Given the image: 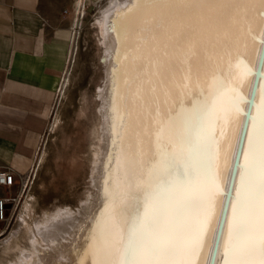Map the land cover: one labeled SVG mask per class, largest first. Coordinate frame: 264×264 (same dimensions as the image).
<instances>
[{
  "label": "rangeland",
  "instance_id": "374dc122",
  "mask_svg": "<svg viewBox=\"0 0 264 264\" xmlns=\"http://www.w3.org/2000/svg\"><path fill=\"white\" fill-rule=\"evenodd\" d=\"M50 1L52 5L60 3L61 13L64 9L68 11L65 18L67 33L71 31L74 35V47L76 49L74 48L73 55L68 62L67 73L64 71V75L61 76V79L64 77L65 79L63 82L60 79L55 93L53 111L35 150L32 167L27 174L22 175L24 181L28 176L26 182L23 187L17 185L5 191L9 200L5 220L0 222V239L8 235L9 231L17 228L19 223L17 214L22 207L24 198L26 199L27 194H31L35 215L33 218H40L43 211L54 212L56 210L62 212L70 210L72 214L76 215V219L64 224L66 226L62 225L55 232L56 235H53L60 237L59 239H67L68 245L62 250L66 255L65 258L59 254L60 251H57L54 255L42 259L37 264H58V259L63 260V264H104L106 260L113 259L119 249L124 232L121 221L126 220L128 212L134 209L136 203L134 195L140 196L145 191L149 163L158 159L159 152L152 151L156 144L155 140L152 139L148 148L152 151V153L149 152L151 155L148 154L151 161H147L146 171L141 173V177L137 173L139 164L133 163L136 155L133 146H137L141 133L140 115L136 122V133L130 134L131 137L128 138V142H126L124 135L120 134L119 136L117 134L116 138L118 139L115 140V146L110 149L109 156H106L107 159L103 162L102 167L104 168H101L97 174L94 172L95 164L92 163L90 156L93 149L92 141L94 140L91 139L93 138L91 134L93 133V126L97 123L99 100L96 92L105 79V65L102 60L104 55L103 44L99 40L94 19L99 12V7L106 0H85V5L80 8H76L75 0ZM150 1L152 3L149 4L151 8L148 6L149 9L144 11V15L135 14L129 24L130 31L127 35L130 39L126 37L125 47L130 46L132 74L136 75L141 69L146 70L150 67V64L145 65V58L151 56L152 51L150 55L146 53L147 56L144 54L142 58L139 53H136V48L142 39L140 35L142 36L143 31L146 30L148 31V41L150 42L152 38V41L159 45V52L155 53L156 50L153 48L156 56L154 61L157 64L154 62L152 70L155 65L160 67L164 96L169 102L177 103L174 111L189 109L198 98L210 97L213 91L212 85L217 77L223 79L227 85L235 90L234 94L237 95L243 77L241 66L245 65L250 38L252 37L253 21L250 20L249 13L252 11L256 0H238L239 5L237 7L233 3H231L233 6L227 5L223 0ZM211 10L213 11L211 12ZM195 12L197 13L196 16ZM171 13L180 18L178 22L180 21L179 24L185 29L183 34H186V30L197 26L207 27V35L201 34V36L199 35L200 38L198 37L207 47V74L213 68L218 69V75H215V79H207V84H210L208 96L207 84H204V89L200 95L195 96L197 89L195 77H200L199 75L204 70L200 69V72L196 70L193 51L177 53L172 49V42L176 40L173 29L177 22L175 21L176 17L173 18L174 15ZM185 18L188 20L187 22L182 21ZM71 23H73L72 27ZM189 36L192 37V35ZM69 39L70 50L72 37ZM168 42L171 43V46L167 44ZM263 62L259 72H257V85L261 75H263ZM66 65L65 67H67ZM143 87V82L142 85L140 83L131 84L129 111H132V116L140 111L138 105L140 101H143ZM233 114L234 110L227 114L226 119L219 118L216 120L215 142L209 150L212 155H210L211 164L216 174L218 189ZM95 119L96 122H94ZM186 125L179 127L178 134L180 137L188 135L189 125ZM143 134L142 131L141 136ZM170 151H173V148ZM38 163L39 166L37 167ZM106 165L108 166L106 167ZM35 170H37L36 175ZM98 174H101L100 177ZM93 176L98 177L99 185H93ZM218 191L214 193L212 198V206L215 205L214 207H216L214 203L215 201L217 203ZM92 194L93 197L91 198ZM11 197L13 199H10ZM212 208L201 238V251L215 211L214 208L212 211ZM21 243L25 244L24 241Z\"/></svg>",
  "mask_w": 264,
  "mask_h": 264
},
{
  "label": "bare ground",
  "instance_id": "6f19581e",
  "mask_svg": "<svg viewBox=\"0 0 264 264\" xmlns=\"http://www.w3.org/2000/svg\"><path fill=\"white\" fill-rule=\"evenodd\" d=\"M239 1L223 0L227 5L230 6V4L233 3L236 7L239 5ZM84 2L85 0H75L74 4L76 8H80L82 5H85ZM149 4H152L150 0H106L104 4L99 7V12L94 19L99 40L103 44L104 55L102 60L105 65V79L96 92L99 102L97 101V123H95L94 126L92 125L93 133L91 135L93 138L91 139H94L92 141L93 149L91 154L88 153L91 156L92 163L94 162L95 164L93 169L96 174L101 171V168H104L102 167L103 162L106 161V156H109L111 152L110 149L115 146L116 139H118L116 135H124L126 142H128V138L131 137L130 134L133 135L132 132H134V134L136 133V122L139 120L140 115V129L141 133L143 131L144 136L142 135V137L139 131L140 138L138 139L137 146H133L134 153L136 152L133 163L139 164L137 173L140 176L142 172L146 171L147 161H151V154L149 152L152 153V151H155V153H158L161 144L166 145L169 151L172 148L174 152L179 153L181 151L180 136L176 128H174L171 133L166 134L163 141H158L157 139V134L160 132L161 127H166L169 119L175 117L177 113L180 112L179 110L174 111L177 103L173 101L169 102L167 97L164 96L160 67L155 65L152 70V66L154 62H156L154 61L156 56L153 48H155V53H157L159 52V45L152 41V38L149 42L148 31H143L142 36L140 35L142 39H140V43L136 48V53H139V56L142 58L144 54L146 56V53L150 55L152 51L151 56L147 59L145 58V65L150 64V67H148V69L145 67L146 70L141 69L136 75L132 74V69L130 67V46L125 47L126 37L130 39L127 35L130 31V22L135 14L139 16L142 14L144 15V11L148 8ZM253 5L252 11L249 13V18L253 21V26L251 28L252 37L250 38L249 52L244 65L247 68V72H243L240 89L237 93V106L234 109V114L232 115L231 124L229 126L223 171H221L222 174L221 177H219L220 183H218L219 191L217 192V203L216 201L214 203L216 207H214L215 205L212 206L215 211L211 223L209 224L210 226L208 227L209 231L208 235L205 237L203 250L199 257V264H212L213 259H215V264H221L224 241L228 237L229 223L232 220V205L236 202V189L240 185V173L244 171L245 155L248 150V137L252 134V118L257 114L259 107L264 105V5H262L259 0H256ZM212 11L213 10H211V12ZM171 14L174 15V13ZM196 15L197 13L195 12V16ZM175 17L174 15L173 18ZM179 19V17L175 18L177 24L173 32L176 35V40L172 42V49L177 51V53L180 51L190 52L189 50H192L196 70L198 72L201 71L200 69H202V71L204 70L203 73L199 75L200 77H195L197 80L195 85L197 88L195 96L198 97L202 89H204V84H207V79H215V75H218V69L215 70L216 68H213L207 74V47H205V43L198 39L201 34L207 35V27L197 26L191 29H189V27V30H186V34H183L185 29L179 24ZM182 21L187 22L188 20L185 18ZM72 26L73 23H71V27ZM188 34L192 35V37ZM66 35L69 38L72 37L67 67H65L64 70L67 73L69 69L68 62L73 55L75 41L71 31L66 33ZM167 44L171 46L170 42ZM262 62L263 75H261L257 85V72H259ZM182 72L184 73V71ZM64 79H61L62 82ZM217 79L218 77L216 80ZM141 81L144 84L143 101H140L138 105V110L140 111L132 116V111H129V106H131V84L140 83L142 85ZM209 91L210 84H207V96ZM254 95L255 97H253ZM198 100L202 99L198 98ZM251 105H253L252 108ZM94 122H96V119ZM188 125L189 124L186 126ZM188 135H191V137L195 139L198 135V130L189 125ZM152 139L155 140L156 144L151 151L148 148L150 147ZM125 145L126 144H124V146ZM148 154L150 155L148 156ZM140 164H142V166H140ZM183 165L184 159L182 157L178 158L176 162L177 169L183 168ZM38 166L39 163L37 167ZM107 166L108 165H106V167ZM36 173L37 170H35V175ZM101 174H98V176L100 177ZM98 180V177H92L94 186L99 185ZM100 180L102 179L100 178ZM93 194L90 196L91 198ZM32 202V195L27 194L17 214V219L19 220L17 228L9 231L8 235L0 239V264H37L42 259L54 255L57 251H60L59 254L63 255V258H65L66 255L62 250L68 245L66 242L67 239H65V237V240L61 238L62 241L59 239L60 237H54L53 235H56L55 232L59 230L62 225L76 219V215L72 214L70 210H65L63 212L56 210L54 212L43 211L40 218H33L35 215ZM83 204L81 205L83 206ZM23 241L25 244L21 243ZM58 264H63V260L58 259Z\"/></svg>",
  "mask_w": 264,
  "mask_h": 264
},
{
  "label": "snow or ice",
  "instance_id": "6c2138e0",
  "mask_svg": "<svg viewBox=\"0 0 264 264\" xmlns=\"http://www.w3.org/2000/svg\"><path fill=\"white\" fill-rule=\"evenodd\" d=\"M259 2L264 5V0ZM241 71L246 73L247 68L241 66ZM212 88L210 97L182 109L157 134L160 141L184 124L198 130L195 139L180 137L179 153L161 144L158 159L149 163L145 191L134 195V209L121 221L119 249L104 264H199L201 238L219 190L209 149L215 142L216 120L226 119L238 100L223 79ZM252 119L221 264H264V105ZM181 157L184 165L177 169Z\"/></svg>",
  "mask_w": 264,
  "mask_h": 264
},
{
  "label": "crops",
  "instance_id": "0c3cea01",
  "mask_svg": "<svg viewBox=\"0 0 264 264\" xmlns=\"http://www.w3.org/2000/svg\"><path fill=\"white\" fill-rule=\"evenodd\" d=\"M50 0H0V168L27 174L69 54L66 16Z\"/></svg>",
  "mask_w": 264,
  "mask_h": 264
},
{
  "label": "built area",
  "instance_id": "2783aa9c",
  "mask_svg": "<svg viewBox=\"0 0 264 264\" xmlns=\"http://www.w3.org/2000/svg\"><path fill=\"white\" fill-rule=\"evenodd\" d=\"M62 13L66 16L68 11L64 9ZM26 179L24 181V177L15 173L10 167L0 168V222L5 220L7 202L9 200V197H6L5 191L10 190L17 185L23 187ZM10 199L13 198L11 197Z\"/></svg>",
  "mask_w": 264,
  "mask_h": 264
}]
</instances>
